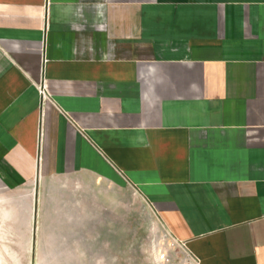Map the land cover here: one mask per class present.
<instances>
[{"label":"crops","instance_id":"0c3cea01","mask_svg":"<svg viewBox=\"0 0 264 264\" xmlns=\"http://www.w3.org/2000/svg\"><path fill=\"white\" fill-rule=\"evenodd\" d=\"M126 182L197 264H264V0H0V205L34 202L28 253L121 264L85 226L106 217L37 201Z\"/></svg>","mask_w":264,"mask_h":264},{"label":"rangeland","instance_id":"374dc122","mask_svg":"<svg viewBox=\"0 0 264 264\" xmlns=\"http://www.w3.org/2000/svg\"><path fill=\"white\" fill-rule=\"evenodd\" d=\"M65 183L67 180H62ZM79 179L74 185L79 186ZM2 192L0 191V196ZM62 195V196H60ZM55 198L44 202V192L39 194L37 201L38 217L54 216H103L109 224H87L89 230L114 231L117 246L121 250L117 255V263L121 264H197L187 249L175 241L166 229L153 207L144 199L141 193L129 183L118 184L106 193L92 192L89 196L74 193L72 199ZM74 197V199H73ZM21 202L0 205V264H37V257L29 254L27 233L34 230L24 212H29L34 202ZM35 206V205H34ZM22 213V214H21ZM37 229L43 225H37ZM56 225H52L55 227ZM105 227L104 229H101ZM76 230H79L78 228ZM124 238V239H123ZM31 246V245H30ZM117 253H119L117 251Z\"/></svg>","mask_w":264,"mask_h":264},{"label":"built area","instance_id":"2783aa9c","mask_svg":"<svg viewBox=\"0 0 264 264\" xmlns=\"http://www.w3.org/2000/svg\"><path fill=\"white\" fill-rule=\"evenodd\" d=\"M47 91H46V88H45V90L43 89H41L40 90V93H41V95H43V97L45 98V99H48L49 97H48V95H47V93H46ZM184 247L186 246L185 245V243H181Z\"/></svg>","mask_w":264,"mask_h":264}]
</instances>
